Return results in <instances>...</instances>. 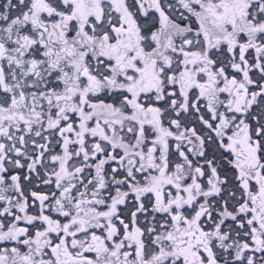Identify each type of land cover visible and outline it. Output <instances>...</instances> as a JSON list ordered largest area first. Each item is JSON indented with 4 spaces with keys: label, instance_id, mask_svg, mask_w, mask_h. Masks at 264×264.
Segmentation results:
<instances>
[{
    "label": "snow or ice",
    "instance_id": "6c2138e0",
    "mask_svg": "<svg viewBox=\"0 0 264 264\" xmlns=\"http://www.w3.org/2000/svg\"><path fill=\"white\" fill-rule=\"evenodd\" d=\"M0 264H264V0H0Z\"/></svg>",
    "mask_w": 264,
    "mask_h": 264
}]
</instances>
